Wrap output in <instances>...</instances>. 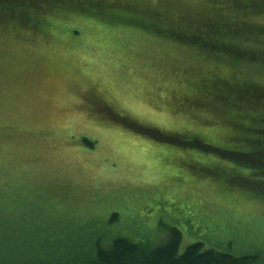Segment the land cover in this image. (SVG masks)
<instances>
[{
    "label": "rangeland",
    "instance_id": "obj_1",
    "mask_svg": "<svg viewBox=\"0 0 264 264\" xmlns=\"http://www.w3.org/2000/svg\"><path fill=\"white\" fill-rule=\"evenodd\" d=\"M173 1L162 2L193 16L222 2ZM46 12L37 27L0 21V217H43L56 223L53 239L88 224L154 246L177 227L180 252L202 241L264 264V140L248 142L264 136L244 132L264 127V102L218 96L241 82L264 91V62L214 56L131 20ZM260 31L240 37L264 57Z\"/></svg>",
    "mask_w": 264,
    "mask_h": 264
},
{
    "label": "trees",
    "instance_id": "obj_2",
    "mask_svg": "<svg viewBox=\"0 0 264 264\" xmlns=\"http://www.w3.org/2000/svg\"><path fill=\"white\" fill-rule=\"evenodd\" d=\"M129 1L0 0V21L16 19L20 26L37 27L47 18L46 11L50 12L48 17L59 18H71L75 15L78 17L79 14L84 16L85 14H88L87 16L99 15L107 23L131 20L139 28L161 38L179 40L190 37L193 45L184 44L185 46L192 49H205L202 51L211 52L214 56L219 57L226 53L234 57L240 55L252 58L256 62H264L263 56L254 54L256 53L254 48H260L262 45L251 43L248 40L249 34L240 37L247 31L261 32L260 28H264V26L251 21L252 6L255 8L254 14L264 12V6L256 3V0H249L242 6L234 1L231 2V0H222V2L220 0V5L210 7L211 4H209L205 11L218 13L213 15L206 13L198 16H193L190 11L172 14L167 8L168 4L162 2L163 0H160L158 4L154 0L149 2L145 0L147 4L129 3ZM138 4L142 6L140 7ZM131 5L137 7L140 12L134 20L133 12L128 10ZM163 5L166 7L164 8ZM176 7L175 3L170 5L173 13L178 12ZM200 10H202V6ZM126 13L132 15L124 16ZM99 16L96 18H100ZM80 32L78 28L75 29V33ZM223 33L227 34V39L236 38V42L221 41L220 36ZM238 39H244L245 42H239ZM222 84L225 85V82ZM218 96H223L226 102L235 100V96L240 101L236 99L239 104L242 105L250 104L251 101L264 102V91L245 82L224 86L223 92H218ZM260 116L261 121L264 122V115ZM252 118L253 120L259 119L257 115ZM242 122L243 120L240 124ZM244 130L246 133L258 132V135L264 136V127L259 131H249V128ZM263 140L264 138L261 140L251 139L248 142L255 144ZM85 142L93 145L91 140L85 139ZM259 177L264 179V176L259 175ZM116 215L117 213L114 212L109 221L113 220ZM42 219L44 218L34 217L33 220L30 218L21 220L19 217L17 219L10 216L0 217V264H258L252 256H238L213 248L204 249L202 241L192 242L183 252H180L182 231L177 227L171 228L163 243L154 246L147 242L132 240L120 233L110 235L98 232L91 229L88 224L80 227L82 229L79 230L82 232L80 234L62 233V236L58 235L53 239V232L50 229L56 223H44Z\"/></svg>",
    "mask_w": 264,
    "mask_h": 264
}]
</instances>
